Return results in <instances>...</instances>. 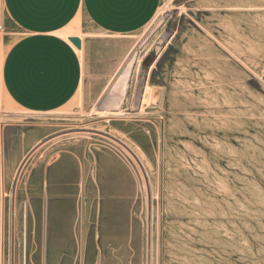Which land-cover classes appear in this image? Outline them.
Masks as SVG:
<instances>
[{
    "label": "rangeland",
    "instance_id": "1",
    "mask_svg": "<svg viewBox=\"0 0 264 264\" xmlns=\"http://www.w3.org/2000/svg\"><path fill=\"white\" fill-rule=\"evenodd\" d=\"M72 35L84 96L36 116L6 264H264V0H162L138 32Z\"/></svg>",
    "mask_w": 264,
    "mask_h": 264
},
{
    "label": "crops",
    "instance_id": "2",
    "mask_svg": "<svg viewBox=\"0 0 264 264\" xmlns=\"http://www.w3.org/2000/svg\"><path fill=\"white\" fill-rule=\"evenodd\" d=\"M161 2L2 0L0 264H6L5 228L10 205L7 192L12 188L14 174L26 153L39 144L45 135L42 126L36 125V116L63 110L73 102L77 103L79 95L84 96L83 56L87 44L70 33L73 25L79 22L81 26L88 25L97 33L109 36L132 34L153 20ZM67 32V40L59 36ZM71 38L79 40V48L70 42ZM133 51L130 50L127 56L132 55ZM124 64V60H115L113 66L122 68ZM124 89H118V95H122L120 103Z\"/></svg>",
    "mask_w": 264,
    "mask_h": 264
},
{
    "label": "bare ground",
    "instance_id": "3",
    "mask_svg": "<svg viewBox=\"0 0 264 264\" xmlns=\"http://www.w3.org/2000/svg\"><path fill=\"white\" fill-rule=\"evenodd\" d=\"M162 10H163V8H162ZM59 34V33H58ZM71 34H72V32H71ZM59 36L60 37H62L63 39H65V40H67V38H68V36H69V34H68V32L67 33H61V34H59ZM72 37V36H71ZM81 37V36H80ZM152 47V46H151ZM150 55V54H149ZM143 60V59H142ZM142 61H139L138 62V65H137V68H139V66H140V63H141ZM139 72V71H138ZM137 72V73H138ZM137 75V74H136ZM137 77H138V75H137ZM135 87V86H134ZM151 90V89H150ZM148 93V92H147ZM127 95V94H126ZM120 96H122V95H118V97H110L109 99H107L106 101H105V103H104V108L105 109H108V110H114L116 107H118L119 106V104H120ZM147 101H148V99H147ZM146 102V101H145ZM110 132V131H109ZM20 139V138H19ZM16 142V141H15Z\"/></svg>",
    "mask_w": 264,
    "mask_h": 264
},
{
    "label": "water",
    "instance_id": "4",
    "mask_svg": "<svg viewBox=\"0 0 264 264\" xmlns=\"http://www.w3.org/2000/svg\"><path fill=\"white\" fill-rule=\"evenodd\" d=\"M70 42H71L75 47H77V48L80 47V42H79L78 39H76V38H71V39H70Z\"/></svg>",
    "mask_w": 264,
    "mask_h": 264
},
{
    "label": "built area",
    "instance_id": "5",
    "mask_svg": "<svg viewBox=\"0 0 264 264\" xmlns=\"http://www.w3.org/2000/svg\"><path fill=\"white\" fill-rule=\"evenodd\" d=\"M1 16H2V0H0V19H1ZM2 30V26H1V23H0V31Z\"/></svg>",
    "mask_w": 264,
    "mask_h": 264
},
{
    "label": "trees",
    "instance_id": "6",
    "mask_svg": "<svg viewBox=\"0 0 264 264\" xmlns=\"http://www.w3.org/2000/svg\"><path fill=\"white\" fill-rule=\"evenodd\" d=\"M149 58H146L144 61H143V65L147 63Z\"/></svg>",
    "mask_w": 264,
    "mask_h": 264
}]
</instances>
